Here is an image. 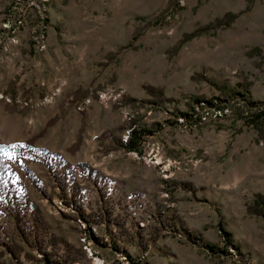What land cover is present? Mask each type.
I'll list each match as a JSON object with an SVG mask.
<instances>
[{"label": "rangeland", "instance_id": "rangeland-1", "mask_svg": "<svg viewBox=\"0 0 264 264\" xmlns=\"http://www.w3.org/2000/svg\"><path fill=\"white\" fill-rule=\"evenodd\" d=\"M228 11L230 24L187 37ZM225 83L264 107V0H0V264H53L44 248L75 249L74 264H264V215L253 210L264 124L242 94L224 108L196 102L220 100ZM151 84L171 100L152 101ZM136 125L155 129L141 152L117 142ZM26 140L34 147L18 151ZM105 207L121 227L98 221ZM158 208L177 225L143 250L134 221L159 226Z\"/></svg>", "mask_w": 264, "mask_h": 264}, {"label": "trees", "instance_id": "trees-1", "mask_svg": "<svg viewBox=\"0 0 264 264\" xmlns=\"http://www.w3.org/2000/svg\"><path fill=\"white\" fill-rule=\"evenodd\" d=\"M237 15L238 14L235 13V12L228 11L223 16L216 18L213 23L207 24V25H204V26H200V27L196 28L194 31H192L190 33H187V37H192L194 35L204 33L206 31H208L210 28L217 27L218 25H221L223 23L230 24L236 18ZM222 87H223L224 95L220 96V100H219V98L206 99V98L197 97L196 98V102L198 104H201L200 102L205 101V104L206 103H210L209 104L210 106L211 105H216L217 107L224 108V107H227L228 102L231 101L230 100L231 96L232 97H237L238 94H242L247 100L248 105L246 106V108L250 110L247 114L250 115L249 118L251 119V121L255 125H257L258 127L261 126L262 124H264V107H257V108L253 107L254 104H252L253 102L251 101V97L249 96V92H248L247 88L240 90L239 88L232 87L230 84H226V83L223 84ZM147 89L152 94V96L154 97L152 101H154V102H156L158 104L161 103V102H164L165 100H171V98L166 96L165 91L161 87H158V86H155V85L151 84V85L147 86ZM256 104L257 103H255V105ZM219 111H221V110H219ZM183 114H184V116L192 117L194 120L201 121V117L198 114H196V112H194L193 114L187 113V112H183ZM154 124L155 125H160L159 122H155ZM130 129L131 130L129 132L128 138H126V140L124 141L123 140L124 138L122 139L121 137H119L117 139V142H118V144L121 147L125 148L126 150H133L134 152H137V151L141 152L142 148H143L142 144L146 140V138H145L146 135L149 134V133L152 134L155 129H151V128L145 127V126H138V125L133 126ZM21 145H23V148L22 149H18V151H25V150H27L30 147H34L32 140H26V141L22 142ZM38 150H39V152H42L43 156L46 157V159L44 158L45 160H47V157H49V161L50 162L56 161V164H59V163L62 164V162H61L62 160L61 159L58 160L57 158H53L55 156L56 157H61V154L56 153V152L48 151L47 149H44V148H38ZM11 151H12V149H11ZM48 152H50L51 154H48ZM10 153L11 152H9L8 154H10ZM2 155H5V151L3 149L0 150V164L3 162L2 161V158H3ZM46 155H48V156H46ZM17 158L18 157H15L16 161L18 162ZM77 166L79 167L80 170H82L86 174L88 173L86 175L88 177H91L93 172L97 174L96 171H93V172L88 171L89 169H87V168H90V167L85 162H79V163H77ZM69 168H71L70 165H69ZM61 180L64 181V179H61ZM70 183H72L71 179H68L66 181V184H68V187L70 186ZM177 183L183 185V187H185L186 189H189L191 191L195 190L194 183H192L190 181H177ZM71 187H73V186L71 185ZM69 190H72V189L69 187ZM76 193H78V192H76ZM76 193H74V194H76ZM73 199L75 200V197ZM113 209H114L113 207H112V210H110L108 207H105L104 208L105 217L102 218L101 220H98V221H101V222H103V221L105 222V228L107 230L109 228L113 229L112 228L113 226L111 227L112 224L116 225L118 227H121V225H122V223L120 222L119 216H117L113 212L114 211ZM84 210H85V212H84ZM253 210L256 213L264 215V196L262 194H259L255 198V205H253ZM82 213L85 216L91 217V216H89L90 215L89 212H86V209H85L84 205H83ZM157 214H158V218H159V220H158L159 221V223H158L159 226L154 227L153 229L151 227H143V226L139 225L138 221H134L133 228H134L135 233H136L135 235L140 239V241H142L143 238H144L143 241H145V243L142 242L141 246H140L141 248H143V250H146L148 248L149 240L152 243H153V241H156V237H157V235H159L161 233V229L163 227L167 226V227L170 228V227H176V225H177L176 222H175V220L177 219V216H178L177 214L168 213L166 211V213H165L166 217L165 218L167 219V223L162 222V220L160 221V219H162V215H164V214H162V211L159 208L157 210ZM171 220H173V221H171ZM182 229L187 231L188 228L185 227V226H182ZM117 231L120 234V237L122 238V235L124 236V233L122 232V229L121 230H117ZM126 233H128V231H126ZM88 234H89L90 238L93 239L96 242H99L100 239H101L99 236H97L95 234V232L92 230L91 227H88ZM109 234H111V232H109ZM188 235L191 238L197 237L199 239H202V241L205 242L207 245H209V247H211V249H213V250L216 247L214 244H211L209 242L204 241V238H202V236L196 235V234H194L192 232H188ZM121 240L124 241L123 238ZM44 241H46V240H44ZM43 244L46 245L47 243L44 242ZM111 245L118 251L119 250L120 251H124L129 258H132V255L125 248V245L123 246L120 243L113 244V241L111 242ZM76 252L77 251L75 249H71V250L68 251V253H66L62 257L61 256L60 257H52L51 253L44 248V255H45L44 259L46 261H48V263H53V264H74L75 259L78 258V257H76L77 256ZM137 258L141 262L142 255H139ZM135 260H137V259H135Z\"/></svg>", "mask_w": 264, "mask_h": 264}, {"label": "crops", "instance_id": "crops-1", "mask_svg": "<svg viewBox=\"0 0 264 264\" xmlns=\"http://www.w3.org/2000/svg\"><path fill=\"white\" fill-rule=\"evenodd\" d=\"M101 168L105 171L106 175H108L111 178L112 182H114V181H118V182L125 181L124 180L125 176L121 175L122 174L121 169L110 168L108 165H106V166L104 165ZM140 181H142V180H140ZM140 181L138 183H140Z\"/></svg>", "mask_w": 264, "mask_h": 264}, {"label": "bare ground", "instance_id": "bare-ground-1", "mask_svg": "<svg viewBox=\"0 0 264 264\" xmlns=\"http://www.w3.org/2000/svg\"><path fill=\"white\" fill-rule=\"evenodd\" d=\"M128 136H129V134L128 135H126V137H125V140H126V138H128ZM89 249V248H88Z\"/></svg>", "mask_w": 264, "mask_h": 264}, {"label": "built area", "instance_id": "built-area-1", "mask_svg": "<svg viewBox=\"0 0 264 264\" xmlns=\"http://www.w3.org/2000/svg\"><path fill=\"white\" fill-rule=\"evenodd\" d=\"M94 226H97V225H94ZM90 256H93L92 254H89ZM101 264V263H100Z\"/></svg>", "mask_w": 264, "mask_h": 264}]
</instances>
